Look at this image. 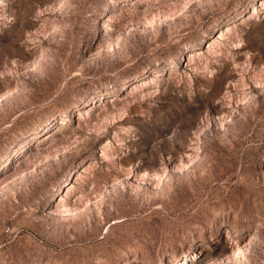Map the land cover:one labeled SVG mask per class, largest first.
<instances>
[{"label": "rangeland", "instance_id": "1", "mask_svg": "<svg viewBox=\"0 0 264 264\" xmlns=\"http://www.w3.org/2000/svg\"><path fill=\"white\" fill-rule=\"evenodd\" d=\"M0 264H264V0H0Z\"/></svg>", "mask_w": 264, "mask_h": 264}, {"label": "bare ground", "instance_id": "2", "mask_svg": "<svg viewBox=\"0 0 264 264\" xmlns=\"http://www.w3.org/2000/svg\"><path fill=\"white\" fill-rule=\"evenodd\" d=\"M245 256H246V252H245L244 249H242L241 251H239L238 254H237V258H238V259H242V258H244Z\"/></svg>", "mask_w": 264, "mask_h": 264}]
</instances>
